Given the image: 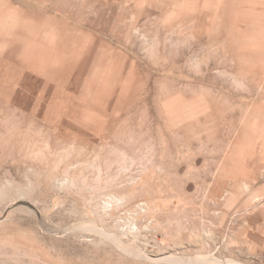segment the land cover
<instances>
[{"label":"rangeland","instance_id":"374dc122","mask_svg":"<svg viewBox=\"0 0 264 264\" xmlns=\"http://www.w3.org/2000/svg\"><path fill=\"white\" fill-rule=\"evenodd\" d=\"M0 264H264V0H0Z\"/></svg>","mask_w":264,"mask_h":264}]
</instances>
